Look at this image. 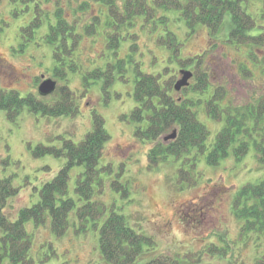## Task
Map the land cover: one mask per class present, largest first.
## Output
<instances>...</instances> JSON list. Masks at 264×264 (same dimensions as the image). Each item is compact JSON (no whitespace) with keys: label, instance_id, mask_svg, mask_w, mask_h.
Listing matches in <instances>:
<instances>
[{"label":"rangeland","instance_id":"1","mask_svg":"<svg viewBox=\"0 0 264 264\" xmlns=\"http://www.w3.org/2000/svg\"><path fill=\"white\" fill-rule=\"evenodd\" d=\"M261 1L250 0L244 6L254 17L255 33L264 31ZM83 2L88 4L81 8ZM116 3L121 6L120 1ZM35 6L41 13L47 11L43 12V23L31 29L32 36L22 38L21 28L27 29L33 21ZM59 8L69 24L78 17L77 30L80 32L84 25L93 23L91 18L95 14L106 12L105 5L93 0H0V88L15 89L21 95L32 92L40 97L37 85L41 75L55 79L56 87L65 83L54 77L51 46L40 38L44 36L47 18H51L50 10L54 13ZM157 15L167 17V27L182 41L183 58L201 55L199 71L207 73L211 90L223 89L222 104L246 105L264 96V42L259 46L236 47L226 41L228 13L224 15L219 34L215 35L203 26L187 35L184 20L174 9H158ZM134 21V25L127 27L132 34L131 40L124 43L122 51L127 50L129 43H135L137 49L133 55L142 61L143 69L160 70L167 64L169 54L156 43V36L163 32V24L154 31L151 23L144 22L142 17L137 16ZM101 25L98 34L84 35L78 43L74 58L84 67L102 64L98 58L105 48L102 30L108 31V28ZM187 64H170L174 70L168 75H174L173 82L180 77V69L192 71L188 87L174 90L175 96L194 95L191 86L195 82V64L194 61ZM90 81L86 87L80 73L69 77L68 84L77 96L78 111L74 115L48 116L24 108L11 121L4 110H0V178L11 176L20 188L17 195L8 199L5 214L14 218L18 209L34 203L42 183L64 162L63 157L52 154L37 155L38 145L60 146L66 139L79 142L91 129V113L95 110L102 115L110 137L99 162V166L105 167L99 173L100 193L98 186L92 184L95 188L92 199L104 202L107 207L114 205L131 227L150 237L153 243L150 248L144 246V252L132 264H143L157 255L189 259L184 264H254L264 250V235L249 232L241 237L242 221L232 212V201L239 187L264 177V164L256 160L253 148L239 159L230 153L214 165L206 163L205 155H197L195 165L186 166L190 171L182 178L178 173L181 160L173 156L149 166L147 153L154 142L137 138L134 135L136 123L120 118L136 105L134 74L128 72L124 80L115 78L106 91L102 87V77ZM42 98L52 100L49 95ZM198 118L208 128L207 142H211L221 123L208 117L201 106ZM169 133L157 141H165L163 137ZM79 170V167L73 168L68 181L69 195L75 199L73 188ZM115 181L121 186L114 188L111 183ZM75 208L62 235L51 232L48 219L37 226L31 221L26 224L33 240L31 255L40 258L53 251L43 264H114L106 261L99 249L98 229L103 218L95 220L96 227L93 221L84 222L82 230ZM0 264L10 263L5 258Z\"/></svg>","mask_w":264,"mask_h":264},{"label":"trees","instance_id":"2","mask_svg":"<svg viewBox=\"0 0 264 264\" xmlns=\"http://www.w3.org/2000/svg\"><path fill=\"white\" fill-rule=\"evenodd\" d=\"M93 1L105 5L106 12L95 14L91 18L93 23L84 25L82 32L77 30L78 17L69 24L60 14V8L53 13V22L47 18L44 36L40 38L51 45V70L54 77L63 79L65 83L49 95L52 100H45L32 92L21 95L15 89L0 88V110H4L9 120L14 121L24 108L48 116L77 113V96L68 84L69 77L74 73L81 74L86 87L91 79L102 77V87L106 91L105 88L115 78L124 80L127 73L132 72L136 105L120 118L136 123L134 135L137 138L154 142L147 153L149 166L173 156L181 160L178 173L182 178L190 171L185 167L192 168L195 165L197 155H205L206 163L214 165L230 153L239 159L251 148L256 160L264 164V96L256 103L246 105L222 104L223 89L216 87L211 90L207 73L199 71L201 55L183 58L182 41L167 27V17L157 15L158 9H174L183 18L187 35L199 26L215 35L219 34L224 15L228 13L230 21L226 41L236 47L243 44L259 46L264 42V31L253 32L256 28L254 17L244 7L250 0H118L120 7L117 0ZM261 2L264 10V0ZM83 3L81 8L88 4ZM34 12V19L27 29L21 28L22 38L32 36L31 29L42 25L43 12L47 11L41 13L35 6ZM137 16L142 17L144 22H150L154 31L160 23L163 24V32L156 36V43L166 48L169 54L167 64L160 70L153 72L143 69L142 61L133 55L137 49L135 43H129L127 50L122 51L124 43L131 40L129 37L132 34L128 33L127 27L134 25ZM101 24L108 28V31L102 30L105 48L98 56L102 64L84 67L74 58L78 43L84 35L98 34ZM189 61L195 64V82L191 86L194 95L175 96L174 75H168L174 70L170 64L187 66ZM199 106L204 108L208 117L221 123L211 142H207L208 128L198 118ZM91 116V129L79 142L66 139L60 146H36L37 155L52 154L63 157L64 162L49 180L42 183L37 200L30 206L18 209L14 218L5 214L4 209L8 199L17 195L20 188L13 183L11 176L0 178V263L6 258L10 264H43L53 251L49 255L34 258L31 255L33 240L26 224L31 221L37 226L48 219L51 232L62 235L69 226V215L75 206L82 230L85 229L84 222L93 221L96 227L98 223L95 220L103 218L98 229V244L101 255L108 262L132 264L144 252V246L150 248L153 244L150 237L131 227L114 205L107 207L104 202L92 199L95 190L92 184L98 186L100 193L102 181L99 173L105 167L99 166V162L104 144L110 136L104 127L102 115L93 110ZM172 130L176 131L174 138L157 141ZM75 167L80 168L73 188L76 199L68 191L71 170ZM111 185L114 188L121 186L116 181ZM232 212L242 221L241 237L249 232L264 235V177L239 187L232 201ZM184 258L157 255L143 264H184L189 260ZM254 264H264V250Z\"/></svg>","mask_w":264,"mask_h":264},{"label":"water","instance_id":"3","mask_svg":"<svg viewBox=\"0 0 264 264\" xmlns=\"http://www.w3.org/2000/svg\"><path fill=\"white\" fill-rule=\"evenodd\" d=\"M180 77L175 80L173 83V88L175 91H179L184 87H187L189 84V79L192 77V71L188 69L179 70ZM56 88V81L50 77L44 78L42 76L41 81L37 86V92L40 96H47L54 92ZM176 131L172 130L169 134L165 135L163 139L169 140L175 137Z\"/></svg>","mask_w":264,"mask_h":264},{"label":"flooded vegetation","instance_id":"4","mask_svg":"<svg viewBox=\"0 0 264 264\" xmlns=\"http://www.w3.org/2000/svg\"><path fill=\"white\" fill-rule=\"evenodd\" d=\"M50 16H51V18H50V21H52V19H53V12L50 10ZM53 22V21H52ZM47 26H45V28H46ZM44 28V29H45ZM51 46V45H50ZM42 76L43 75H41V79H42ZM44 77V76H43ZM44 78H46V77H44ZM53 79V78H52ZM55 80V79H54ZM41 81V80H40ZM56 81V80H55ZM56 83H57V81H56ZM39 84V83H38ZM38 86V85H37ZM56 89V88H55Z\"/></svg>","mask_w":264,"mask_h":264}]
</instances>
